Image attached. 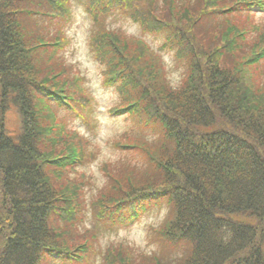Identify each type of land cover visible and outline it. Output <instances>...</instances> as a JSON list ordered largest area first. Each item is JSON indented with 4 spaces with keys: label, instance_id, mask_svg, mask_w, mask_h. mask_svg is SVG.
<instances>
[{
    "label": "trees",
    "instance_id": "16d2710c",
    "mask_svg": "<svg viewBox=\"0 0 264 264\" xmlns=\"http://www.w3.org/2000/svg\"><path fill=\"white\" fill-rule=\"evenodd\" d=\"M71 1L0 0V264L86 260L85 208L121 223L162 200L153 253L110 245L101 264H264V17L250 11L264 0H86L87 46L116 91L107 113L133 125L110 141L119 157L88 203L79 170L97 150L68 116L91 129L90 94L56 62L66 34L42 22L63 23ZM112 12L163 35L158 51L108 26Z\"/></svg>",
    "mask_w": 264,
    "mask_h": 264
},
{
    "label": "rangeland",
    "instance_id": "374dc122",
    "mask_svg": "<svg viewBox=\"0 0 264 264\" xmlns=\"http://www.w3.org/2000/svg\"><path fill=\"white\" fill-rule=\"evenodd\" d=\"M85 7L86 0H72L63 23L52 17H47L50 19L46 18L47 22L43 20L42 22L48 26L45 25L47 29L51 31L60 30L66 34L64 35L66 38L61 41V45L64 47L61 52L62 57L57 59L56 62H62L68 67L64 70L66 78L72 77L75 80L77 77L79 79L82 76L84 87L90 94L88 96L90 99L88 104L90 105L83 109L81 114L83 117L89 116L92 119L91 129H88L82 122V119L87 118L68 116V120L72 125L71 128L86 138L88 137L97 150L96 160L85 167H80L79 170L85 173L86 177L89 176L92 184L91 190L86 192L87 198L85 200L88 203L90 194L94 193L96 187L100 186L104 180L99 168L100 165L103 162L114 161L119 157L111 148L110 141L122 134L125 130L124 128H130L133 125L127 118H122V116L110 117L107 113L108 108L116 101V91L114 87L104 85L99 73V67L88 49L87 41L91 18L85 11ZM255 11L256 14H253V16L256 19L264 17V12L259 13L258 8H255ZM111 14L113 15L106 19L108 26L118 28L128 35L141 37L153 50L158 51V47L163 42V35L141 34V31L129 19H125L119 13L112 12ZM159 54L162 63L165 64V69L163 70L166 72L169 82L172 84L177 83L180 79V69L175 67L169 53L159 52ZM142 133L148 136L151 132L142 131ZM90 210L86 212L85 208L84 220L79 226H85L93 231L94 240H92V243L94 249L88 254L86 260L72 264H101V255H104V249L110 245L115 246L117 244H126L134 247L136 251L152 254L159 244L156 241L158 234L151 237L150 228H157L161 225L167 217L168 205L163 200L157 204H152L146 207L142 213L139 211L140 214L137 218L124 223H110L105 219L98 221L92 217ZM157 254L165 257V251L158 250ZM41 264L68 263L48 258Z\"/></svg>",
    "mask_w": 264,
    "mask_h": 264
}]
</instances>
